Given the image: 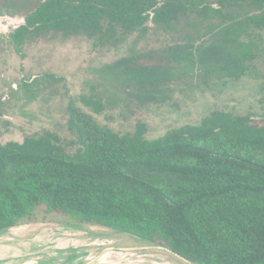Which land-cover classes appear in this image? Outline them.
Returning a JSON list of instances; mask_svg holds the SVG:
<instances>
[{
  "label": "trees",
  "instance_id": "1",
  "mask_svg": "<svg viewBox=\"0 0 264 264\" xmlns=\"http://www.w3.org/2000/svg\"><path fill=\"white\" fill-rule=\"evenodd\" d=\"M25 20L11 34L18 49L49 35L117 46L147 35L150 23L174 33L178 41L161 56L174 51L175 62L134 67L161 57L151 52L111 67L138 86L143 105L166 100L170 77L157 87L143 78L193 64L197 42L206 73L222 80H241L264 51V0H43ZM85 102L104 110L99 100ZM70 131L72 154L51 134L0 142V233L53 215L134 235L191 264H264V117L215 111L148 140L143 122L120 134L70 108Z\"/></svg>",
  "mask_w": 264,
  "mask_h": 264
},
{
  "label": "rangeland",
  "instance_id": "2",
  "mask_svg": "<svg viewBox=\"0 0 264 264\" xmlns=\"http://www.w3.org/2000/svg\"><path fill=\"white\" fill-rule=\"evenodd\" d=\"M42 1L0 0L2 144L51 134L74 153L70 108L92 115L97 123L120 134L134 133L137 124L143 122L148 140L183 126L199 125L215 111L264 117V51L241 80H222L206 73L207 66L197 54L202 41L197 42L188 53L193 64L173 63V78L171 74L143 78L148 86L155 79L157 87L162 77H170L166 100L143 105L136 98L138 86L128 85L126 78L111 67L132 55L159 52L161 56V51L174 45L178 37L150 23L147 35H131L117 46H100L96 38L86 36L49 35L18 49L11 34L24 25ZM261 35L264 40V33ZM261 47L264 50V41ZM173 53L155 58V62L146 57L134 67L150 71L162 61L175 62ZM89 99L101 102V114H95L85 102ZM50 219L1 232L0 264H189L129 234L69 225L53 215Z\"/></svg>",
  "mask_w": 264,
  "mask_h": 264
},
{
  "label": "water",
  "instance_id": "3",
  "mask_svg": "<svg viewBox=\"0 0 264 264\" xmlns=\"http://www.w3.org/2000/svg\"><path fill=\"white\" fill-rule=\"evenodd\" d=\"M12 21V23H14L15 25H18L17 23H15L13 20H11ZM24 25H26V22L24 23ZM23 26V25H22ZM21 27V26H20ZM0 28H1V21H0ZM129 235H131V234H129ZM131 236H133V237H136V236H134V235H131ZM136 238H138V239H140L139 237H136ZM142 240V239H141ZM158 249H163V250H165V251H167V252H170V253H172L171 251H169V250H167V249H164V248H160V247H158ZM173 254V253H172ZM173 255H175V254H173ZM175 256H177V255H175ZM179 257V256H178ZM180 258V257H179ZM182 259V258H181Z\"/></svg>",
  "mask_w": 264,
  "mask_h": 264
},
{
  "label": "crops",
  "instance_id": "4",
  "mask_svg": "<svg viewBox=\"0 0 264 264\" xmlns=\"http://www.w3.org/2000/svg\"><path fill=\"white\" fill-rule=\"evenodd\" d=\"M26 226V225H25ZM189 263V262H188ZM189 264H191V263H189Z\"/></svg>",
  "mask_w": 264,
  "mask_h": 264
},
{
  "label": "flooded vegetation",
  "instance_id": "5",
  "mask_svg": "<svg viewBox=\"0 0 264 264\" xmlns=\"http://www.w3.org/2000/svg\"><path fill=\"white\" fill-rule=\"evenodd\" d=\"M19 24V23H18ZM152 247H154V246H152Z\"/></svg>",
  "mask_w": 264,
  "mask_h": 264
}]
</instances>
